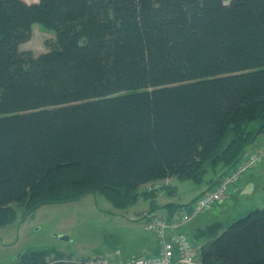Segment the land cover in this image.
<instances>
[{"label": "trees", "instance_id": "obj_1", "mask_svg": "<svg viewBox=\"0 0 264 264\" xmlns=\"http://www.w3.org/2000/svg\"><path fill=\"white\" fill-rule=\"evenodd\" d=\"M38 24L39 56L21 49ZM262 134L264 0H0V226L91 193L127 209L147 185L155 209L160 182L226 176ZM197 238L202 264H264V208Z\"/></svg>", "mask_w": 264, "mask_h": 264}, {"label": "rangeland", "instance_id": "obj_2", "mask_svg": "<svg viewBox=\"0 0 264 264\" xmlns=\"http://www.w3.org/2000/svg\"><path fill=\"white\" fill-rule=\"evenodd\" d=\"M33 29L31 41L22 45L21 49L22 51H32L39 56V54L48 51L47 45L51 41H55V32L49 31L41 24L35 25ZM250 147L254 152L245 153L242 160L232 167L228 175L225 177L223 175V178L220 176L227 168L224 169V164H217L216 171L209 172L205 178L195 183L189 180L180 181L177 178L163 180L160 183L165 186V183H168L171 190L165 188L158 192V204L172 201L183 204L193 199L200 190L203 189L205 192L210 190L213 187L212 181L216 182L218 177L222 180H226L228 177L227 180L231 187L220 203L229 201L207 211L206 214L209 213L207 218L200 217L203 219L200 226L216 221L213 218L215 210H218L220 218L223 219L221 222L229 223L242 218L252 211L245 212L253 201L257 200L258 202H254L252 205L259 204V197L254 196L251 203L245 201L242 204L239 202L237 204L236 199H231V193L240 183L242 176L252 169L253 165L257 164L260 167L262 164L258 163L262 161L264 164L261 153L264 150V134ZM150 187L143 186L140 189L141 195L138 203L127 207V209L116 208L104 195L93 193L68 203L42 205L31 213L27 209L15 205L16 214H18L16 221L6 226H0V264H14L21 253L36 250L49 252L51 258L62 254L74 261L94 259L95 257L115 261L145 255L146 247L149 250L155 239L153 233L147 232L145 229L149 217L148 215L144 217V215L154 206L151 204V199L148 200L144 196L147 189L151 190ZM172 189L175 192L170 194ZM157 202L155 201V203ZM259 206L261 207L254 206V210L264 208V205L259 204ZM206 214L204 213V215ZM190 227L191 225H188L183 230L189 236L192 235ZM62 236L69 239L64 240ZM199 243L203 244L205 241Z\"/></svg>", "mask_w": 264, "mask_h": 264}, {"label": "built area", "instance_id": "obj_3", "mask_svg": "<svg viewBox=\"0 0 264 264\" xmlns=\"http://www.w3.org/2000/svg\"><path fill=\"white\" fill-rule=\"evenodd\" d=\"M241 168V167H240ZM241 170H243L241 168ZM228 178V177H227ZM221 180L215 189H210L195 200L188 208L177 212L171 220L156 217L153 214L145 225L147 232H152L157 243L155 253L133 256L125 260L110 261L97 259L98 264H202L200 247L191 237L182 231L186 225L198 216L207 213L219 205L229 192V180ZM215 190V191H214Z\"/></svg>", "mask_w": 264, "mask_h": 264}, {"label": "crops", "instance_id": "obj_4", "mask_svg": "<svg viewBox=\"0 0 264 264\" xmlns=\"http://www.w3.org/2000/svg\"><path fill=\"white\" fill-rule=\"evenodd\" d=\"M250 149L246 153H249V152L253 151L252 149L251 150ZM261 153H262V156L264 158V150ZM258 164H262V165L260 167L257 164L253 165L252 169H250L248 172H246L242 176V178L240 180V183L235 187V190H233V192L231 193L232 194L231 195V199L232 200L236 199L237 201H235V202H237V204H239V203L242 204L245 201H249L251 203V200L254 199L253 197L254 196H258L259 200H260L259 204L260 205H264V164H263V161L261 163H258ZM166 184H168V183H166ZM203 192H205V190H203V189L200 190L195 195V197L193 199L189 200L188 202H184L183 204L175 203L174 201L167 202L166 204H158V202L156 201L157 203H155L156 204L155 205V209H153L151 207L150 211L147 212L144 215V217L146 215H148V217H149L150 214H153V215H156V216L159 215V217L163 216V217L171 220L173 218V216L177 212H179V210L181 211V209L190 208L189 205L193 201H195L196 198L200 197ZM226 201H229V200H226ZM226 201L222 202V204L220 203L219 205L220 206L223 205V203H225ZM254 202H258V201L257 200L253 201L252 204H254ZM252 204H250V206L247 207L248 209H246L245 212H249L250 210L253 211L254 210V208H253L254 206L261 207V206H259V204L258 205L257 204L256 205H252ZM168 205H171V207H167ZM217 211L218 210H215V213L213 214V218H215L216 221H214V222L212 221L209 224L218 223V222H221V220H223V219L220 218V214ZM208 214H206V215L203 214L200 217L203 218V216H204V218H207ZM200 217H197L196 220H194L192 223H189L188 225H191L190 230H192V232H191L192 235H190V236H191L192 239H194L197 243L205 241V243H203V244L199 243L200 244L199 246L202 247L208 241L205 238H197V235L199 234V232L202 229H205L206 227H208L209 224L205 225V226H200V222L203 220ZM188 225H186V226H188ZM153 243L154 244H152L150 246L149 250H147V247H146L145 254H152V253L156 252L157 243H156L155 239L153 240ZM97 258H101V257H95L94 259H97ZM94 259H92V260H94ZM123 260H125V259H123Z\"/></svg>", "mask_w": 264, "mask_h": 264}, {"label": "water", "instance_id": "obj_5", "mask_svg": "<svg viewBox=\"0 0 264 264\" xmlns=\"http://www.w3.org/2000/svg\"><path fill=\"white\" fill-rule=\"evenodd\" d=\"M62 239H64V240H68L69 238L66 237V236H62Z\"/></svg>", "mask_w": 264, "mask_h": 264}, {"label": "bare ground", "instance_id": "obj_6", "mask_svg": "<svg viewBox=\"0 0 264 264\" xmlns=\"http://www.w3.org/2000/svg\"><path fill=\"white\" fill-rule=\"evenodd\" d=\"M154 191H156L155 188H154ZM96 260H97V259H96Z\"/></svg>", "mask_w": 264, "mask_h": 264}]
</instances>
